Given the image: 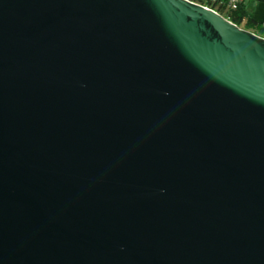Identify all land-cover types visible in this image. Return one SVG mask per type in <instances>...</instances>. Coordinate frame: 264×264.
Segmentation results:
<instances>
[{"label": "water", "instance_id": "water-1", "mask_svg": "<svg viewBox=\"0 0 264 264\" xmlns=\"http://www.w3.org/2000/svg\"><path fill=\"white\" fill-rule=\"evenodd\" d=\"M0 264H264V38L189 0H0Z\"/></svg>", "mask_w": 264, "mask_h": 264}, {"label": "trees", "instance_id": "trees-1", "mask_svg": "<svg viewBox=\"0 0 264 264\" xmlns=\"http://www.w3.org/2000/svg\"><path fill=\"white\" fill-rule=\"evenodd\" d=\"M199 5L209 7L222 15L228 21L234 23L244 30L264 38V25L256 22L249 14L245 3L240 4L237 9H228L226 4L229 0H191Z\"/></svg>", "mask_w": 264, "mask_h": 264}, {"label": "crops", "instance_id": "crops-1", "mask_svg": "<svg viewBox=\"0 0 264 264\" xmlns=\"http://www.w3.org/2000/svg\"><path fill=\"white\" fill-rule=\"evenodd\" d=\"M245 5L253 19L264 25V0H246Z\"/></svg>", "mask_w": 264, "mask_h": 264}, {"label": "built area", "instance_id": "built-area-1", "mask_svg": "<svg viewBox=\"0 0 264 264\" xmlns=\"http://www.w3.org/2000/svg\"><path fill=\"white\" fill-rule=\"evenodd\" d=\"M189 1H191V0H189ZM245 1L246 0H229L227 2L226 6H227L228 9H232V10L234 9L235 10V9H237L240 6V4L245 3ZM207 8L210 9L209 7H207ZM213 11H215V10H213Z\"/></svg>", "mask_w": 264, "mask_h": 264}]
</instances>
